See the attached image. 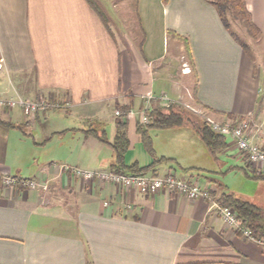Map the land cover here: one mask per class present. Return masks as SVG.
<instances>
[{"label":"crops","instance_id":"obj_1","mask_svg":"<svg viewBox=\"0 0 264 264\" xmlns=\"http://www.w3.org/2000/svg\"><path fill=\"white\" fill-rule=\"evenodd\" d=\"M245 3L258 29L257 36L246 29L247 39L260 54L264 0ZM251 52L209 0H0V98L46 99L78 124L53 125L46 112L0 108V264H264L263 242L230 228L205 200L86 182L61 169L118 173L115 149L84 129L86 121L115 122L113 114L127 107L125 166L177 177L178 165L185 173L179 179L198 183L217 201L233 194L209 170L185 168L169 153L160 167L127 157L140 146L154 157V133L174 129H148L150 154L139 132L148 127L144 113L184 102L199 103L219 121L248 118L254 142L263 146L264 68ZM226 138L216 160L231 157L247 167ZM127 167L123 173L133 174ZM8 177L47 189L7 185Z\"/></svg>","mask_w":264,"mask_h":264},{"label":"rangeland","instance_id":"obj_2","mask_svg":"<svg viewBox=\"0 0 264 264\" xmlns=\"http://www.w3.org/2000/svg\"><path fill=\"white\" fill-rule=\"evenodd\" d=\"M226 18L228 20L231 32L234 33L235 38L239 42V44L243 43L244 45H249V52L252 50L250 54L255 55L253 56L255 58L257 57V66L264 68V61H262L264 60V52L259 54L257 49L254 50L253 45L255 44L251 40L247 39L249 33L245 31L246 27L241 22L235 21L231 14H228ZM141 36L142 30L140 27V39ZM170 50L172 51V46L170 47ZM260 61L262 63H260ZM261 83L263 89L262 91H264V77L263 80H261ZM5 85L7 84H4V87ZM175 105L181 106V108L185 112L189 113L194 118V120L197 121L201 118L205 119V117H210L221 123L227 122L217 120L195 103L191 104L184 102L178 104L176 103ZM14 109L15 112L19 113L17 107ZM45 115H50L49 122L53 125L58 123L65 124L69 127L78 126L76 121L77 119L74 116L70 115L65 107L50 108L46 111ZM53 116H57L60 118L57 119ZM113 116H115V122H111L110 120L93 121V124H95V126L92 125L91 127H89L90 121H86L87 128H85L84 130H86L87 132H97L102 139L110 143V145L112 146L119 131L117 126L115 128L113 124L122 122V120H124V117H119V115L117 116L115 113L113 114ZM44 122L45 120L41 121V123ZM253 128L250 131V137L254 142L252 138ZM154 134L155 135L152 136V148L156 152L154 154V157H151L145 151L143 146H140V148L134 149L132 153L129 154L127 159L139 160L141 161V164H150L154 161L160 160L162 156H164V154L167 155L169 153L174 158H177V161L181 164V166L185 168L194 166L196 168L209 170V177L215 178V180H212L224 186L226 190L228 189V191L230 193H233L236 197L248 201L264 210V169L259 173H255L254 171L248 169L241 161L238 162L239 159H233L231 157H220L219 160L221 162L219 160H216L212 155H210V153H208L206 145L200 140V138L192 133L189 129L174 128L172 130H166L165 132H157ZM188 141L189 143H187ZM155 166L160 167L163 165L156 164ZM172 167L176 170L178 178H183L185 176L184 170H182L180 166L173 164ZM193 174L200 175L201 173H195L193 171ZM187 178L188 177H186V179ZM203 178L201 179V182H203V180H206L205 177Z\"/></svg>","mask_w":264,"mask_h":264},{"label":"built area","instance_id":"obj_3","mask_svg":"<svg viewBox=\"0 0 264 264\" xmlns=\"http://www.w3.org/2000/svg\"><path fill=\"white\" fill-rule=\"evenodd\" d=\"M1 70L2 65L0 64V71ZM183 72L184 74H190L191 69L184 64ZM16 107L22 109L26 116H35L39 113L46 112L50 108H61L63 106L49 103L43 98L37 101L23 99L20 96L10 99L0 98V108H8L12 110ZM119 114L120 113L117 112V115ZM130 114H133V112L131 111ZM142 120L144 124L149 123L146 113H144ZM205 120L214 132L230 138L231 143L236 147L239 153L247 156L248 169L254 172H259L264 169V145L260 146L252 141L250 137L251 124L248 118L230 120L226 123L218 122L210 117H205ZM61 169L86 182L98 181L100 183H108L124 189L135 188L142 192L150 191L152 193H160L166 191L169 194L183 196L189 200H205L211 203L214 211H216L217 215L226 225L235 231L240 232L246 239L258 242L249 229L242 228V223L233 209L221 206L210 191L202 188L194 181L186 182L177 178L173 174L165 176L122 174L108 171H88L68 165H61ZM4 182L5 184L12 186L21 184L30 189H47L45 185L34 180H16L8 177ZM128 209H131V207L128 206Z\"/></svg>","mask_w":264,"mask_h":264},{"label":"trees","instance_id":"obj_4","mask_svg":"<svg viewBox=\"0 0 264 264\" xmlns=\"http://www.w3.org/2000/svg\"><path fill=\"white\" fill-rule=\"evenodd\" d=\"M211 4L215 6L221 20L226 28L230 29L228 24L227 15L231 14L235 21L241 22L246 29L251 33L252 36H257L258 29L251 22L249 12L246 8L245 0H209ZM197 80L195 78V83L193 86V98L195 99L197 92ZM199 105V103H198ZM206 112H210L209 109L202 106ZM121 117H124L122 122H117L116 126L118 128V133L115 137V142L112 147L117 152V163H118V173H123L124 169L122 167H127L124 164V158L129 148V140L127 138V126L128 122L125 118L129 113V108H121ZM212 113V112H210ZM147 117L149 119L148 127H139V132L142 134L143 143L148 149L149 153L152 154L150 137L148 135V129H169V128H181V127H191L199 138L205 143L209 148L211 155L216 159V157L224 150L228 148V143L224 136L214 132L210 125L205 119L194 120V118L187 112H185L179 105H170L167 107L154 108L147 112ZM0 124H4L0 120ZM5 125V124H4ZM105 135V134H104ZM104 142L100 136L98 137ZM244 159L247 161V156L243 155ZM161 162V160L155 161L154 164ZM129 172L133 174H142L148 172L152 166L145 168H137V166L127 167ZM259 173V172H255ZM219 187H224L221 184ZM215 194V193H214ZM218 202L221 206L233 209L238 215L242 228L249 229L256 240L262 241L264 244V211L245 200L236 197L234 194L223 193ZM240 233V232H239ZM241 234V233H240Z\"/></svg>","mask_w":264,"mask_h":264}]
</instances>
